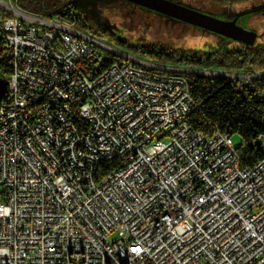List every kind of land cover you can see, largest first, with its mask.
Here are the masks:
<instances>
[{
	"label": "built area",
	"instance_id": "built-area-1",
	"mask_svg": "<svg viewBox=\"0 0 264 264\" xmlns=\"http://www.w3.org/2000/svg\"><path fill=\"white\" fill-rule=\"evenodd\" d=\"M82 24L0 0V264H264V131L241 165L231 136L188 122L183 73H220L126 55Z\"/></svg>",
	"mask_w": 264,
	"mask_h": 264
},
{
	"label": "trees",
	"instance_id": "trees-1",
	"mask_svg": "<svg viewBox=\"0 0 264 264\" xmlns=\"http://www.w3.org/2000/svg\"><path fill=\"white\" fill-rule=\"evenodd\" d=\"M203 1V0H202ZM214 8L208 11L220 13L230 3L242 0H204ZM18 4L26 11L37 15L59 19H81L84 27L91 29L95 34L109 37L110 41L133 48L146 55L156 63H177L186 69L215 71L223 69L226 72L240 74L250 73L254 69L264 70V42L253 46L238 43L236 47L229 42L220 45L211 51L185 49L158 42L133 43L115 36L107 26L97 24L86 16L76 14L74 4L67 0H17ZM219 6V7H217ZM205 8V7H204ZM107 61L122 60L121 57L108 52ZM224 72V71H221ZM8 63L0 62V75L9 76ZM194 108L188 116V122L195 131L211 135L216 131L232 136L239 134L242 144L238 147L240 163L252 166L263 157L258 136L264 131V79L230 78L219 75H205L202 73H188ZM4 99L0 100V106ZM120 161H104L98 164L97 173L104 175L117 167Z\"/></svg>",
	"mask_w": 264,
	"mask_h": 264
},
{
	"label": "rangeland",
	"instance_id": "rangeland-1",
	"mask_svg": "<svg viewBox=\"0 0 264 264\" xmlns=\"http://www.w3.org/2000/svg\"><path fill=\"white\" fill-rule=\"evenodd\" d=\"M67 1H71L74 4V11L76 14L86 16L97 24L107 26L108 30L111 31L112 34L122 37V39H127L129 42H158L176 47H182L185 49H195L202 51H211L218 48L221 44L225 45V42L222 40V38H218L212 33L121 0ZM175 1H179L185 5L201 8L204 10H207L206 7L214 8L204 0ZM261 4H264V0H242L227 4L225 9L227 11L229 7H233L235 10H243ZM214 13H216V11ZM54 17L55 19H59V17ZM238 23L245 27L252 28L258 32L256 43L264 42V9L260 12H257V14H254V16L250 18L242 17ZM79 29L82 32H86V29L82 26H79ZM96 37L107 46L118 52L138 57L145 61L153 62L146 55L137 52L133 48L122 45L118 41H110L109 37L100 36L98 32ZM230 45L233 48L239 44L232 43ZM98 50L102 54L108 55L109 49L98 47ZM167 65L180 68L185 67L182 64H177L174 62ZM221 71L226 72L223 69L216 70V72ZM228 73L232 75L235 74L234 72ZM258 79H261V77ZM231 139L237 146L242 144V137L239 134L232 135Z\"/></svg>",
	"mask_w": 264,
	"mask_h": 264
},
{
	"label": "water",
	"instance_id": "water-1",
	"mask_svg": "<svg viewBox=\"0 0 264 264\" xmlns=\"http://www.w3.org/2000/svg\"><path fill=\"white\" fill-rule=\"evenodd\" d=\"M159 15L184 22L206 32L219 36L225 42H237L246 46L256 44L258 32L252 28L240 25L238 21L242 17H252L264 9V4L249 7L240 11L233 7L223 9L220 13L195 8L175 0H121ZM227 74H219V76ZM8 79L0 75V100L8 95Z\"/></svg>",
	"mask_w": 264,
	"mask_h": 264
},
{
	"label": "bare ground",
	"instance_id": "bare-ground-1",
	"mask_svg": "<svg viewBox=\"0 0 264 264\" xmlns=\"http://www.w3.org/2000/svg\"><path fill=\"white\" fill-rule=\"evenodd\" d=\"M260 77L261 76H252L249 79L260 78ZM17 104H24V97H17ZM42 106H43V99H36L35 107H42Z\"/></svg>",
	"mask_w": 264,
	"mask_h": 264
},
{
	"label": "flooded vegetation",
	"instance_id": "flooded-vegetation-1",
	"mask_svg": "<svg viewBox=\"0 0 264 264\" xmlns=\"http://www.w3.org/2000/svg\"><path fill=\"white\" fill-rule=\"evenodd\" d=\"M225 9V8H224ZM237 11H240V10H237ZM217 36V35H216ZM218 38H219V36H217ZM255 70V69H254ZM258 70H260V69H258ZM253 71V70H252ZM251 71V72H252ZM262 72H263V70H262ZM218 73H220V74H227V76L226 77H230V78H237V79H242V77H240V76H238V75H245V74H240V73H235V75L236 76H233L232 74H230V73H228V72H218ZM264 73V72H263Z\"/></svg>",
	"mask_w": 264,
	"mask_h": 264
}]
</instances>
